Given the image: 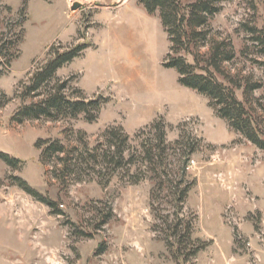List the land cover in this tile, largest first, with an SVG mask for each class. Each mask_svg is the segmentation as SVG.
Masks as SVG:
<instances>
[{
  "label": "rangeland",
  "instance_id": "374dc122",
  "mask_svg": "<svg viewBox=\"0 0 264 264\" xmlns=\"http://www.w3.org/2000/svg\"><path fill=\"white\" fill-rule=\"evenodd\" d=\"M24 1L0 0V34L21 35L15 59L0 69V101H6L0 107V152L20 162L13 169L0 161V264H264V153L162 66L169 42L158 14L148 15L136 0H29L22 11ZM75 2L81 8L72 11ZM210 25L233 44L236 59L229 68L261 82L254 94L264 99V67L255 63L264 59L243 28L264 29V0H226ZM86 43L91 47L57 78L70 79L88 100H105L96 122L83 116L12 122L21 105L15 93L49 48ZM236 95L242 100L241 91ZM160 117L168 126L167 143L191 137L201 146L187 164L195 186L183 214L194 218L193 237L209 245L187 263L172 258L161 232L159 216L175 213L166 191L155 200L152 181L133 185L121 171L107 184L93 173L62 184L51 179L35 148L39 140L72 148L79 132L94 145L106 128L118 125L135 146V134ZM172 161L176 172L178 160ZM15 177L56 202L63 216L21 190ZM108 207L112 219L95 231ZM75 230L91 237H77ZM101 244L106 250L99 255Z\"/></svg>",
  "mask_w": 264,
  "mask_h": 264
},
{
  "label": "trees",
  "instance_id": "16d2710c",
  "mask_svg": "<svg viewBox=\"0 0 264 264\" xmlns=\"http://www.w3.org/2000/svg\"><path fill=\"white\" fill-rule=\"evenodd\" d=\"M28 1H24L22 11H25ZM225 1L136 0L148 15L158 14L167 35L169 49L162 66L174 70L182 87L207 99L208 106L219 119L264 153V99L254 94L263 85L251 76H243L229 68L236 59L233 44L229 37L215 33L210 25ZM243 28L258 56L264 59V29L250 25ZM20 38V34L15 38L0 34V57L2 55L5 59L0 60V69L8 68L15 59V47ZM90 47L89 43L66 49L50 47L45 61L17 89L15 98L21 105L14 113L12 122L76 120L79 116H83L87 123L96 122L105 100L100 97L88 100L80 90L70 87V79L57 78L59 70L81 57ZM245 53L242 52L243 55ZM255 63L264 67V62ZM237 91H241L242 100L238 99ZM4 101L5 98L0 101V107L6 104ZM167 128L161 117L156 119L135 134V146L131 145L130 136L118 125L106 128L94 145L89 144L85 133L79 132L72 148L59 141L42 140L35 144V148L40 152L42 165L51 169V179L62 184L69 179L81 181V176L91 173L104 176L107 184L112 176L121 171L123 177L133 185L147 178L152 181L155 200H159L166 191L172 198L175 213L173 216H159L161 232L165 234V245L172 258L187 263L209 245L193 237L194 218L188 219L183 214L188 195L195 186V182L187 178V164L201 146L199 140L191 137H181L170 145L166 139ZM172 158L179 163L176 172ZM0 161L13 169H17L20 163L1 152ZM13 179L21 190L47 206L51 213L63 216L56 202L35 191L22 179ZM107 209L101 215L95 231L101 230L112 219V210L110 207ZM74 235L91 237L77 230ZM105 250V245L101 244L96 253L100 255Z\"/></svg>",
  "mask_w": 264,
  "mask_h": 264
},
{
  "label": "water",
  "instance_id": "95a60500",
  "mask_svg": "<svg viewBox=\"0 0 264 264\" xmlns=\"http://www.w3.org/2000/svg\"><path fill=\"white\" fill-rule=\"evenodd\" d=\"M79 8H81V5L79 3H77V2L73 3L72 6H71V10L72 11H76Z\"/></svg>",
  "mask_w": 264,
  "mask_h": 264
}]
</instances>
